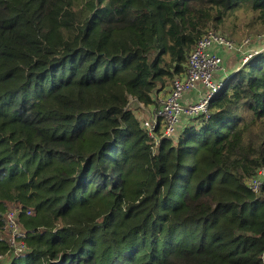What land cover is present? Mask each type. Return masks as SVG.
<instances>
[{"label":"trees","instance_id":"16d2710c","mask_svg":"<svg viewBox=\"0 0 264 264\" xmlns=\"http://www.w3.org/2000/svg\"><path fill=\"white\" fill-rule=\"evenodd\" d=\"M241 15L264 31V0H0V264H264V50L175 138L132 108Z\"/></svg>","mask_w":264,"mask_h":264},{"label":"built area","instance_id":"2783aa9c","mask_svg":"<svg viewBox=\"0 0 264 264\" xmlns=\"http://www.w3.org/2000/svg\"><path fill=\"white\" fill-rule=\"evenodd\" d=\"M264 39V35L262 36ZM237 51L238 46L226 40L222 35L211 29L198 43L195 50L189 56L186 75L176 78L168 92V95L160 99L158 106L151 111L147 120L141 121V126L147 134L159 142L157 128H160L162 137L175 138L182 117L188 116L193 121L199 116L202 119L209 118L210 102L223 89L230 76L224 80L217 81L216 75L224 70L225 57L219 53L220 49ZM240 49V48H239ZM246 64V63H245ZM203 91L200 99L185 105L183 98L194 90ZM139 106H145L140 103ZM264 187V167L260 168L258 174L251 183L253 191L258 192ZM16 212L8 211L7 223L11 226L14 236L19 235V226L16 222Z\"/></svg>","mask_w":264,"mask_h":264},{"label":"rangeland","instance_id":"374dc122","mask_svg":"<svg viewBox=\"0 0 264 264\" xmlns=\"http://www.w3.org/2000/svg\"><path fill=\"white\" fill-rule=\"evenodd\" d=\"M249 18L244 17L243 15L236 17L233 16L227 21L226 28H228V31L226 33L222 31H216L222 35L226 40L229 42H232L236 46H238L237 51H228L226 49H220L219 53L223 57H225V65L224 69H227L228 71H234L237 72L238 70L242 69L245 65V63L250 62L252 58L261 53L264 50V39L262 36L264 35V31L261 30H254L249 25ZM222 33V34H221ZM240 48V49H239ZM227 62L229 64V68L227 67ZM160 99L157 100L156 105H152V108L158 106V102ZM133 110L136 112V115L139 119V121L147 120L150 117L151 111L153 109H150L148 107L139 106L138 104L133 105ZM181 128H178V132L175 136L179 135V131ZM12 212H16V209L14 207H11ZM16 214V222L18 223V213ZM8 219V217H7ZM6 219V229L2 232L3 237L5 240H7L8 244L15 248L16 253H19L20 250L17 248L19 247V242L14 236V232L11 230V226L7 223ZM21 230L19 229V232Z\"/></svg>","mask_w":264,"mask_h":264},{"label":"crops","instance_id":"0c3cea01","mask_svg":"<svg viewBox=\"0 0 264 264\" xmlns=\"http://www.w3.org/2000/svg\"><path fill=\"white\" fill-rule=\"evenodd\" d=\"M225 59V58H224ZM229 66L228 62H227V67ZM229 68V67H228ZM234 71H228L227 69H224L222 70L221 72H219L217 75H216V80L217 81H220V80H224V78H226V76H231L233 74ZM170 90V89H169ZM163 92L161 93L158 97L161 99V98H164L168 95V92ZM204 90L201 89V91L199 90H194V91H191L190 93L186 94L183 98V103L186 105L187 103H191V102H196L200 99L202 93H203ZM148 108L150 109H153L152 106H149ZM193 122L190 117L188 116H184L182 117L181 121H180V125L179 127L182 128V127H186L188 125H190V123Z\"/></svg>","mask_w":264,"mask_h":264},{"label":"bare ground","instance_id":"6f19581e","mask_svg":"<svg viewBox=\"0 0 264 264\" xmlns=\"http://www.w3.org/2000/svg\"><path fill=\"white\" fill-rule=\"evenodd\" d=\"M219 93H220V92H219ZM219 93H218V94H219ZM218 94H217V95H218Z\"/></svg>","mask_w":264,"mask_h":264}]
</instances>
